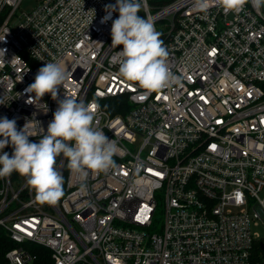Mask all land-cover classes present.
<instances>
[{
	"label": "built area",
	"instance_id": "2783aa9c",
	"mask_svg": "<svg viewBox=\"0 0 264 264\" xmlns=\"http://www.w3.org/2000/svg\"><path fill=\"white\" fill-rule=\"evenodd\" d=\"M23 1L0 0V118L46 131L57 101L28 104L35 94L24 90L58 62L68 73L58 98L98 105L95 126L120 150L115 167L90 171L84 192L57 157L55 205L16 172L0 178V229L15 245L6 264L33 262V245L53 264H264L252 232L264 224V6L225 14L216 0L206 12L195 0H140L177 78L145 96L118 75L119 13L101 23L116 0H35L28 11ZM29 133L41 138L34 124Z\"/></svg>",
	"mask_w": 264,
	"mask_h": 264
},
{
	"label": "clouds",
	"instance_id": "9594fccd",
	"mask_svg": "<svg viewBox=\"0 0 264 264\" xmlns=\"http://www.w3.org/2000/svg\"><path fill=\"white\" fill-rule=\"evenodd\" d=\"M249 0H216L225 14L239 13ZM254 8L264 6V0H251ZM195 7L207 11V0H195ZM140 0H116L105 5L106 15L101 23L112 20V14L119 16L112 21L111 47L123 46L117 52L118 75L128 82H134L144 90V95L170 87L177 78L167 65L168 51L160 39L161 34L153 24L138 15ZM5 49L0 53L5 54ZM18 58V57H14ZM13 58V59H14ZM68 73L58 62L45 63L24 92L29 95L26 103L33 104L45 94H51L58 107L49 122L47 130L40 122L27 120L22 129H17L16 119L0 118V178L13 172L27 178L28 185L35 191L41 203L55 205L64 196V176L57 168V157L67 160V167L76 174L80 191L87 190L90 171L106 173L115 167L113 156L120 150L115 141L95 126L98 105L85 104L64 95L59 97ZM2 103V102H0ZM40 129L41 138L30 140V125ZM11 146V155L4 151Z\"/></svg>",
	"mask_w": 264,
	"mask_h": 264
},
{
	"label": "trees",
	"instance_id": "16d2710c",
	"mask_svg": "<svg viewBox=\"0 0 264 264\" xmlns=\"http://www.w3.org/2000/svg\"><path fill=\"white\" fill-rule=\"evenodd\" d=\"M118 111H112V114H117ZM15 247L10 241L7 234L0 229V264H6L5 253L7 250ZM31 253L36 257L30 264H53L51 251L45 247L35 246L31 247Z\"/></svg>",
	"mask_w": 264,
	"mask_h": 264
},
{
	"label": "rangeland",
	"instance_id": "374dc122",
	"mask_svg": "<svg viewBox=\"0 0 264 264\" xmlns=\"http://www.w3.org/2000/svg\"><path fill=\"white\" fill-rule=\"evenodd\" d=\"M36 5L35 0H24L23 3L21 4V9L22 11H28L32 9ZM160 217L163 215L162 212L158 213ZM252 232H256L259 234L261 238L264 239V224L260 223L258 227H253ZM262 259L264 260V256H262Z\"/></svg>",
	"mask_w": 264,
	"mask_h": 264
},
{
	"label": "water",
	"instance_id": "95a60500",
	"mask_svg": "<svg viewBox=\"0 0 264 264\" xmlns=\"http://www.w3.org/2000/svg\"><path fill=\"white\" fill-rule=\"evenodd\" d=\"M261 247L264 249V246H263V244H261Z\"/></svg>",
	"mask_w": 264,
	"mask_h": 264
}]
</instances>
